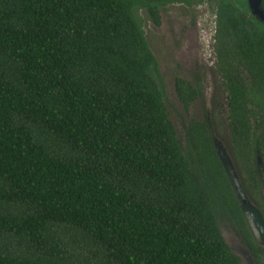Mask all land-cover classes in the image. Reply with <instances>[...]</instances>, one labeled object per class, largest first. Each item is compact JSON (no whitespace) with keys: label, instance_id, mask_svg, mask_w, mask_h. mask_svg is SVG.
<instances>
[{"label":"trees","instance_id":"16d2710c","mask_svg":"<svg viewBox=\"0 0 264 264\" xmlns=\"http://www.w3.org/2000/svg\"><path fill=\"white\" fill-rule=\"evenodd\" d=\"M202 1L231 150L264 218V23L247 0H0V264H240L224 221L262 263L207 121L179 144L139 17ZM175 89L184 108L201 91Z\"/></svg>","mask_w":264,"mask_h":264},{"label":"rangeland","instance_id":"374dc122","mask_svg":"<svg viewBox=\"0 0 264 264\" xmlns=\"http://www.w3.org/2000/svg\"><path fill=\"white\" fill-rule=\"evenodd\" d=\"M139 17L146 41L163 79L167 116L180 146L184 145L188 124L206 120L211 127L213 138L231 158L240 180L227 125L226 92L214 67L213 5L207 1L170 3L160 9L158 25L154 24L144 11L139 12ZM178 79L192 85L199 84L201 88L200 95L187 108L183 107L176 95L175 83ZM259 173L262 183L260 198L264 203V175L260 171ZM220 229L231 250L239 257L240 264H248L244 252L247 250L232 226L224 221Z\"/></svg>","mask_w":264,"mask_h":264},{"label":"water","instance_id":"95a60500","mask_svg":"<svg viewBox=\"0 0 264 264\" xmlns=\"http://www.w3.org/2000/svg\"><path fill=\"white\" fill-rule=\"evenodd\" d=\"M261 0H247L248 8L250 12L257 17L261 22L264 23V12L260 6ZM213 144L215 147L216 154L220 160V163L228 177V180L232 186L233 192L237 198L239 206L245 215L251 229L258 236H264V221L257 210V208L250 203L243 190L241 189L240 181L236 175L233 163L229 155L225 152L222 145L213 138ZM257 166L259 171L264 175V168L261 162V158L257 155Z\"/></svg>","mask_w":264,"mask_h":264},{"label":"flooded vegetation","instance_id":"af4514ba","mask_svg":"<svg viewBox=\"0 0 264 264\" xmlns=\"http://www.w3.org/2000/svg\"><path fill=\"white\" fill-rule=\"evenodd\" d=\"M262 1V0H261ZM261 1H260V6H261ZM241 180V179H240ZM239 180V181H240ZM240 185H241V189L243 190V192H244V194L246 195V197L247 198H249V200L251 201V202H254V201H252V199H251V197H249L248 195H247V193L244 191V189H243V184H242V180L240 181ZM253 205L257 208V210L260 212V210L258 209V207H257V204L255 205V202L253 203ZM260 214H261V212H260ZM261 216H262V214H261ZM246 218V217H245ZM262 218H263V216H262ZM247 220V219H246ZM263 221H264V218H263ZM247 223H248V221H247ZM248 226H249V229H250V231H251V233H252V235H253V238H254V240H255V242H256V244L260 247V249H261V251L259 252L260 253V257H261V264H264V236H261V238H259L254 232H253V230L251 229V227H250V225H249V223H248ZM243 243V242H242ZM243 246L245 247V249L247 250V251H244L245 252V254H246V259H247V262H248V264H257L256 262H255V260H254V258H253V254L249 251V249L247 248V246L243 243ZM240 260V259H239Z\"/></svg>","mask_w":264,"mask_h":264}]
</instances>
